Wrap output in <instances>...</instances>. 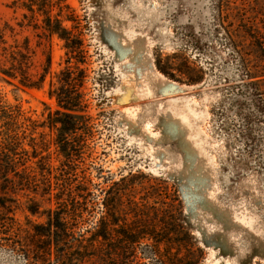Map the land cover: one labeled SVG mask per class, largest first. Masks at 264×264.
<instances>
[{
    "label": "rangeland",
    "instance_id": "obj_1",
    "mask_svg": "<svg viewBox=\"0 0 264 264\" xmlns=\"http://www.w3.org/2000/svg\"><path fill=\"white\" fill-rule=\"evenodd\" d=\"M22 2L0 0V61L15 48L28 54L31 80L48 72L41 89L0 78V95L46 123L38 146L47 145L43 159L27 145L14 158L87 188L76 232L96 223L110 180L140 173L171 210L178 192L184 223L204 251L201 264H264V82L245 77L264 67L246 46L240 54L252 56L249 68L232 55L219 0H35L33 12ZM48 18L69 33H50ZM76 67L70 80L80 85L83 143L68 166L49 117ZM4 200L0 264H40L54 196L14 190Z\"/></svg>",
    "mask_w": 264,
    "mask_h": 264
},
{
    "label": "trees",
    "instance_id": "obj_2",
    "mask_svg": "<svg viewBox=\"0 0 264 264\" xmlns=\"http://www.w3.org/2000/svg\"><path fill=\"white\" fill-rule=\"evenodd\" d=\"M34 1L23 0L21 9L33 12ZM240 1L219 0L218 16L222 21L220 27L224 31L225 44L232 50V55L238 54L235 59L244 67L249 68L252 56H241L242 46L257 54V58L254 54L257 62L264 67V33L261 29L264 27V0H248V4H240ZM59 18H56L59 26L52 25L48 18L45 27L50 33L68 34ZM28 57L23 50L5 48L0 61V78L17 82V89H41L48 71L38 80H31ZM48 64H51V58H48ZM74 70L78 67L67 71L65 85L55 92L58 109L49 117L55 130L52 143L61 163L68 166L80 157L83 143L78 136L82 129L80 85L78 80H70ZM245 77L252 85L264 82L263 71H249ZM237 90L238 95L243 93L242 89ZM45 126V122L30 118L21 104H14L0 95V192L4 195L0 199L20 190L50 194L56 202V208L49 212L48 246L40 264L202 263L204 251L184 223L183 203L178 192L171 210L170 204L163 200L160 188L140 173L110 180L108 188L101 190L103 194L99 196L101 202L96 223L92 228L76 232V225L82 222L85 210L78 198L87 188L75 186L67 177L53 175L50 168L36 172L30 163L23 164L14 158L28 153L25 145L33 149L34 158L45 157L42 153L47 142L38 146V138L43 136L38 131ZM43 177H47V184L41 179ZM80 197L84 198L83 195ZM7 203L4 200L0 205L7 207ZM159 203L162 207L153 206Z\"/></svg>",
    "mask_w": 264,
    "mask_h": 264
}]
</instances>
